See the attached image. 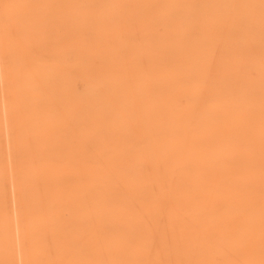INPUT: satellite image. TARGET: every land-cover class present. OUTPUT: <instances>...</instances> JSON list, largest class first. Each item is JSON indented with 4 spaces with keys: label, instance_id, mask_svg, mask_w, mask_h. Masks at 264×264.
Wrapping results in <instances>:
<instances>
[{
    "label": "bare ground",
    "instance_id": "1",
    "mask_svg": "<svg viewBox=\"0 0 264 264\" xmlns=\"http://www.w3.org/2000/svg\"><path fill=\"white\" fill-rule=\"evenodd\" d=\"M179 1L158 156L0 175V264H264V0Z\"/></svg>",
    "mask_w": 264,
    "mask_h": 264
},
{
    "label": "rangeland",
    "instance_id": "2",
    "mask_svg": "<svg viewBox=\"0 0 264 264\" xmlns=\"http://www.w3.org/2000/svg\"><path fill=\"white\" fill-rule=\"evenodd\" d=\"M178 2L0 0V175L33 187L53 161L157 157L159 95L177 86Z\"/></svg>",
    "mask_w": 264,
    "mask_h": 264
}]
</instances>
